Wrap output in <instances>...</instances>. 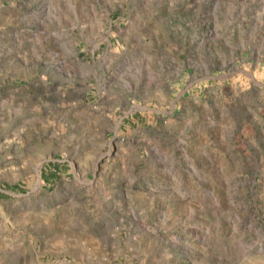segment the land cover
<instances>
[{
  "label": "rangeland",
  "instance_id": "obj_1",
  "mask_svg": "<svg viewBox=\"0 0 264 264\" xmlns=\"http://www.w3.org/2000/svg\"><path fill=\"white\" fill-rule=\"evenodd\" d=\"M0 264H264V0H0Z\"/></svg>",
  "mask_w": 264,
  "mask_h": 264
}]
</instances>
